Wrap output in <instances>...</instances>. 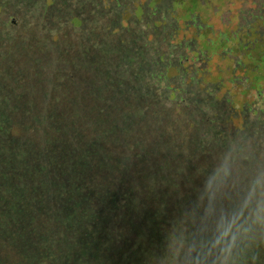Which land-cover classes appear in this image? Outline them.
<instances>
[{
  "label": "rangeland",
  "instance_id": "374dc122",
  "mask_svg": "<svg viewBox=\"0 0 264 264\" xmlns=\"http://www.w3.org/2000/svg\"><path fill=\"white\" fill-rule=\"evenodd\" d=\"M256 7L246 0H0V102L7 108L36 93L28 86L19 91L13 78L42 87L51 65L55 70L61 65L97 74L94 82L77 84L94 95L103 77L118 78L115 92L125 90L127 100L141 108L126 114L133 134L147 119L146 129L176 127L174 143H162L159 136L156 145L132 144L142 149L135 164L123 158L144 202L162 196L161 204L141 207L137 192L128 188L122 205L124 193L114 197L109 184L88 183L81 176L80 164L93 161L79 151L81 139L72 137L74 131L62 132L72 139L59 148L33 151L11 138L7 116L12 113L5 114L1 105L0 264H264V157L251 152L245 159L247 149L238 154V174L225 167L227 156L234 162L246 142L253 140L255 149L256 136L264 135V62L257 61L263 50L246 58L230 37L238 27L242 41L261 38L247 28ZM29 30L49 38L47 47L37 52L29 40L23 47H32L9 52V43L29 39ZM55 37H65L66 44ZM19 55L29 63L18 66ZM250 76L259 89L250 86ZM12 85L16 92L7 94ZM181 100L194 128L175 119L184 114L173 115ZM161 106V117L148 116ZM34 131L37 139L46 136L40 128ZM200 133L205 139L198 141ZM19 134L26 141L25 133ZM212 139L222 150L211 149ZM228 142L243 145L228 149ZM190 151L197 154L195 161L186 160ZM124 165H114L113 176L123 177ZM178 188L190 192L180 196ZM119 207L126 208L125 214L119 210L123 216ZM169 208L176 209L177 219L163 214Z\"/></svg>",
  "mask_w": 264,
  "mask_h": 264
},
{
  "label": "trees",
  "instance_id": "16d2710c",
  "mask_svg": "<svg viewBox=\"0 0 264 264\" xmlns=\"http://www.w3.org/2000/svg\"><path fill=\"white\" fill-rule=\"evenodd\" d=\"M155 0H151V2H154ZM163 1V0H161ZM177 1H183V0H174V2ZM224 1H230V2H240L244 0H224ZM248 2H254L259 7H256V11H258V14H254L253 21H249L247 24L250 28V30H254L256 33H260L261 36L264 37V0H246ZM199 2H202V0H199ZM206 2V1H205ZM210 2V0H208ZM263 11V12H262ZM42 19V18H41ZM73 22L79 23V18H73ZM43 20V19H42ZM38 24L41 25L42 29H46L44 22L38 21ZM38 24L35 25V27H38ZM238 28V27H237ZM237 28L234 29L233 32H231L230 37L232 40L236 41L237 43V49L240 51H243L245 53L246 58L250 56V51L252 50H263L258 53L257 61L260 63L264 62V40L261 38H258L254 42V40L247 42L241 40L240 30H237ZM35 30V29H34ZM209 30V26H208ZM29 35L26 37L29 38L27 40H15L13 39L11 43H9L10 51L12 49H15L17 47L18 50H25V48H29V46L32 47L31 43H28L27 47H23V43L27 44V41L31 40L34 41V45H36L37 52H41L44 47L46 48L49 44V41L45 35H37L33 36L32 32L28 31ZM181 33H184L183 30H181ZM55 40L58 41L59 44L64 45L66 44V38L65 37H55ZM54 40H52L51 44H53ZM145 50H149L147 47H143ZM15 49V50H17ZM31 49V48H30ZM153 51H156L153 49ZM51 52V50H50ZM49 53V52H47ZM56 53L58 55V51L56 50ZM163 54V53H162ZM53 56V55H51ZM68 56V55H67ZM19 61L17 63L18 66H21L22 64H28L29 58L23 59L19 55ZM85 59V58H84ZM119 59L123 60L124 57L120 56ZM71 61V59H69ZM107 68H110L107 66ZM140 69V66L138 67ZM84 69H80L77 72L74 71L72 68H63L58 66L57 70L54 69V66L51 65V68L45 72V78L48 80L45 82V84L40 87L39 85H36L34 83H19L20 78H13L15 81L18 82L19 91L23 92L25 88L33 87L36 89V93L34 97L28 98L23 97L20 99L19 102H14L15 104L12 105V107L9 104L10 108L6 107V102H0V106L3 105V109L5 114L7 112L12 113V116H7L8 120H11V125L9 126V134L13 140L19 145L27 146L28 148L32 146V150L40 151L42 150L46 145L49 149H51L54 146H58L63 142V144H67L68 140L72 139L71 136H65L62 134V132L66 131H74L75 133L72 135V137H79L81 139V144L78 147L79 151L83 152L84 154H91L92 156L89 157L93 161L92 165L85 166L84 164H80L83 166V168L80 169L82 172H80L81 176L83 174L85 175V180L88 183H100L103 185L109 184L111 187V193L112 196H117V194H123L125 196L122 197L124 203L127 202L126 194L125 192H128V188L130 190H134L137 192L135 194V201H138L141 205V207L144 204H148L149 202L153 205H160L162 196L159 200H152L148 202H144L146 200V197L143 196L144 192L141 186L138 185L136 179L132 178L130 175V171L132 167L126 166L123 164L125 157L128 158L130 164H135L137 161L140 151L142 149L134 148L133 145H144V147L148 145H156L159 142V136H163L162 143L171 144L174 143L176 140V134L174 132V127L172 125V129L170 131L164 132V130H161L164 126L169 127V125L165 124L162 126L161 129L158 130L157 127L152 126L151 129H146L143 127L147 126V123L151 122L147 119V122L142 125V122H140L139 125L140 131L137 130L136 134H133L129 130V120L126 118V114L130 113L133 110H141L138 103H132L127 100L125 90H120L119 92H115V81L118 83V78L112 79L108 77H103V80H100L97 85V91H95V94H93L92 90L91 92H85L90 91L89 89H86L78 86V83H82L85 85L86 83L94 82L95 74L93 71H88L86 74H84ZM58 72L63 73V75L58 74ZM114 74L121 75L120 72L115 71ZM100 75V74H98ZM11 77V74L9 75ZM64 76V77H62ZM254 76V75H253ZM257 77V75H255ZM124 77V75L121 76V79ZM251 77V76H250ZM259 77V76H258ZM12 79V78H11ZM160 79V78H159ZM249 79V78H247ZM252 83L250 86L255 89H259L260 85L257 84V80H253V77H251ZM4 80V78H2ZM27 78L24 80L26 82ZM129 80L125 81L123 84L125 88L128 85ZM113 84V85H112ZM91 86V85H90ZM15 86H11L9 88H6L7 91H9L7 94H14L16 90H13ZM77 88V91H74L73 89ZM163 88V87H162ZM18 92V91H17ZM78 93V96L74 98L73 96ZM121 94L123 96L118 97V95ZM91 97L93 99V102L87 103L84 102L87 96ZM180 104L177 106V109L173 115L177 117L178 114H184L183 116L186 118H175L179 120H183L186 122H189L188 125H191L192 128H194L195 124L190 123V119L186 115L187 112H189L190 115H192L188 108L187 102H183L181 100L179 102ZM162 107V108H161ZM160 108H153L148 113L149 117H161L160 112L164 113V106H161ZM1 109V107H0ZM36 112L35 114L33 113ZM256 112V110L254 111ZM33 113V114H32ZM4 114V115H5ZM181 116V115H179ZM158 117V118H159ZM195 119V118H194ZM194 123L195 120L193 121ZM162 123V122H161ZM42 125V126H41ZM43 127V128H42ZM237 127V126H235ZM42 130L41 135L46 134V136H42L41 138H36V136L31 135V133H34L38 131V129ZM226 129V128H224ZM66 130V131H65ZM133 130V129H132ZM227 130V129H226ZM188 131V129H187ZM228 131V130H227ZM234 131L233 129L229 130L230 133ZM18 132L25 133L27 139L24 141L22 138H20V134L18 135ZM185 132V131H184ZM166 133V134H164ZM178 137L181 138L180 134H177ZM197 140L201 141L204 140V134L200 133L197 134ZM259 138L255 142V144H259V147L251 148V143H253V140H250L249 143L246 142V147H242V143L240 142V145H237L236 143L228 144L226 143L224 147L227 145L228 149L233 146L236 148L242 147L243 151L240 153H237V156H235V161H230V157L227 156V163L229 165H226L225 167L228 169L230 173H237V169H234L235 166H238L240 168L241 165V159H239L238 154H243L244 150H247V154L243 155L245 159H248L250 156L249 154L251 152H255L256 156L260 159H263L264 157V150L261 149V147H264V135L256 136ZM20 138V139H18ZM255 138V137H254ZM76 138H74L75 140ZM215 139H212V144L210 145L211 149L213 151H219L218 149L222 150V147L219 148L218 143L214 141ZM21 142V143H19ZM24 142V144L22 143ZM210 142V143H211ZM160 143V142H159ZM203 143V142H202ZM133 144V145H132ZM121 145H123L121 149ZM250 145V146H249ZM30 150V149H29ZM126 154H119V152H125ZM224 151V148H223ZM129 152V153H128ZM210 153V152H209ZM87 155V156H88ZM87 156L85 159H87ZM194 156H197L196 153H193L192 151L188 152V155L185 157L188 161H195ZM163 159L166 160L167 156H161ZM234 158V157H233ZM95 161L97 162V165L95 166ZM143 161V160H141ZM221 162V161H220ZM101 167H100V165ZM124 165V171L121 173L123 177H115L113 176V167L114 165ZM221 165H225L224 163H221ZM214 168V166H212ZM232 167V168H231ZM219 169V167H217ZM224 171V169L222 168ZM134 174V172H133ZM132 174V175H133ZM128 176V177H126ZM119 181L122 182L124 187L119 185ZM247 183V182H246ZM249 185V183L247 184ZM180 188H183V185H179ZM179 189V188H178ZM180 196H186L189 194L190 191L184 192L181 189ZM153 202V203H152ZM156 202V203H154ZM246 202V201H245ZM163 203V202H162ZM122 214H125L126 208L120 207L118 208V212L120 211ZM176 209L169 208V210H166L163 212L164 215L170 216L171 219H177L176 218V212H172ZM121 214V213H120ZM121 214V215H122ZM123 216V215H122ZM163 222V221H162ZM229 221L225 220V223H228ZM163 224H170L168 221L163 222ZM239 244V242H237ZM226 255H223V257L226 259Z\"/></svg>",
  "mask_w": 264,
  "mask_h": 264
}]
</instances>
